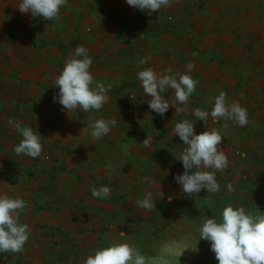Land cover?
I'll list each match as a JSON object with an SVG mask.
<instances>
[{
	"label": "crops",
	"instance_id": "1",
	"mask_svg": "<svg viewBox=\"0 0 264 264\" xmlns=\"http://www.w3.org/2000/svg\"><path fill=\"white\" fill-rule=\"evenodd\" d=\"M18 3L19 0H0V91L14 93L12 99L8 98L10 93L7 96L8 108V100L20 104L22 85L37 84L38 78H45L44 83L58 90L53 85L54 77L81 45L93 61L90 68L93 80L104 79L113 85V90L107 92L108 101L99 111L69 112L59 107V112L47 117L48 129L40 141L45 148L43 154L50 158L51 170L45 186H38L42 188L36 191L39 198L26 201L31 195L22 196L27 207L19 213L20 222L29 226V238L21 252H95L102 234L101 220L106 217L116 221L117 235L135 231L145 236L165 235L169 220L163 207L164 202L171 200L167 194L172 192L152 190L155 208L144 210L136 203L144 195H135L133 189H148L150 185L151 189H175L176 203L185 202L182 187L169 178L163 183L164 179L159 176L175 162L166 155L170 140L173 139L175 145L181 142L173 131L174 125L187 119L194 123L198 134L200 119L194 115L195 109L209 113L213 106L214 101H209V97L215 96L211 52L184 47L181 40L165 34L160 12L148 16L129 6L126 0H67L58 17L51 21L56 33L39 38L30 34L25 48L22 38L27 33H23L26 32L23 28L26 23L30 27L37 18L30 12L21 13ZM49 28L47 25L46 30ZM42 47L46 50L41 51ZM145 57L148 62L138 68V62ZM146 67L158 74L169 68L171 74H190L197 84L187 105L175 102L174 90L169 88L161 93L170 103L168 111L161 116L151 110L148 106L151 97L145 95L136 76L137 71ZM131 89L137 92L132 105L125 102ZM50 104L61 106L53 101ZM175 108L185 110L176 112ZM107 109H112L111 120L116 123L109 125V134L94 139L87 126L95 119H103L102 114ZM6 114H11V109L2 114L0 120L8 121ZM206 121L207 126L209 121ZM135 125H141L142 131L135 133ZM9 130L5 125L0 137V148L7 151L12 139ZM147 137L152 138L148 148L142 143ZM13 138L18 140L12 149L22 136L17 134ZM124 145H128L127 150ZM160 145L164 148L161 152ZM35 159L43 161L41 155ZM15 169L19 172L17 177L21 178L23 164L20 162ZM142 172L149 173L151 178L147 175L146 179H140ZM101 186L110 188L107 198L91 194L93 187ZM128 224L134 227H127ZM44 260L42 263L5 264H79L48 263L47 256Z\"/></svg>",
	"mask_w": 264,
	"mask_h": 264
},
{
	"label": "rangeland",
	"instance_id": "2",
	"mask_svg": "<svg viewBox=\"0 0 264 264\" xmlns=\"http://www.w3.org/2000/svg\"><path fill=\"white\" fill-rule=\"evenodd\" d=\"M159 12L164 18L161 24L164 25L165 34L172 35L176 41L181 40L183 46L191 51L211 52L215 96L224 91L229 103L238 101L247 109L249 123L245 126H239L231 120L213 123L211 108L208 125H205L207 121L199 120L197 126L200 127L197 129L202 132L215 127L224 136L220 147L225 150L229 164L223 172H216L220 191L212 193L202 189L196 196L183 192L185 202L177 204L175 189H151L172 192L167 194L172 198L164 202L163 207L165 212H168L166 216L169 220L165 235L145 236L138 235L136 231L125 236L117 235L116 221L106 217L101 220L102 234L98 237L101 244L99 243L97 250L119 240L134 245L151 264H218L215 253L211 251V242L200 239L198 228L204 218L215 217L219 220L223 208L228 204L244 207L252 214L264 212V0H171V6L162 8ZM36 18L37 20L30 23V27L26 23L23 28V31H26L23 33H27L23 34L22 38L25 48L28 47L26 40L30 34L39 38L56 33L51 21ZM46 24L50 26L48 31ZM43 47L41 51L46 50ZM44 79L38 78L37 84L22 85V91L19 93L20 104L8 100L9 108L5 102L9 93L8 98H13V91H0V116L11 109V114H6L8 121L0 120V137L6 125L12 138L8 151L0 148V191L12 197L31 195V199L26 201L39 198L36 191H41L39 189L45 186L51 164L48 162L49 156L48 159L43 158V161H40L23 154L19 157L13 151V143L18 140L13 137L19 134L14 121L20 122L22 126L32 127L40 139L46 133L49 125L47 117L52 112H59V107L62 106L52 107L50 102H54L53 97L59 89L54 90L52 85L44 83ZM95 81L108 80H93ZM131 91L133 97L127 95V101L125 99L130 105L137 98L134 94L137 92L133 89ZM102 116L106 121L111 120L112 109L105 110ZM133 130L139 133L142 127L135 125ZM170 141L166 155L175 162L172 163V168H166V173L161 171L159 178L164 179L163 183H166L168 178L174 181V177L184 171L182 161L178 160L179 153L184 148L183 141L177 145L173 144V139ZM41 144L43 145V142ZM158 149L161 152L163 145ZM44 152L43 146L41 157L46 155ZM20 162L23 169L19 181V172H15V167ZM147 175L150 177L149 173H139V178L146 179ZM228 184H232L235 191L228 192ZM133 190L135 195H144L149 188L135 187ZM129 226L134 227L135 222L134 226L128 224L127 227ZM88 255H94V251L4 252L0 253V264L42 263L46 256L48 263H79Z\"/></svg>",
	"mask_w": 264,
	"mask_h": 264
},
{
	"label": "clouds",
	"instance_id": "3",
	"mask_svg": "<svg viewBox=\"0 0 264 264\" xmlns=\"http://www.w3.org/2000/svg\"><path fill=\"white\" fill-rule=\"evenodd\" d=\"M126 2L129 6L146 12L148 16L171 6V0H126ZM66 4L67 0H19L18 8L21 13L30 12L33 17L53 21L58 17L62 6ZM147 62V57L141 59L138 68ZM92 63L88 50L82 45L77 46L73 55L66 59L63 70L54 77L53 85L59 89L53 97L54 102L59 103L69 112L80 109L87 113L90 110L99 111L103 107L109 99L107 95L109 88L102 83L92 86L93 75L90 71ZM189 67H194V64ZM171 73L172 69L169 68L164 73L158 74L151 67L143 68L136 73L145 95L151 97L148 101L149 108L161 116L170 107V103L161 93L170 88L174 90L175 102L187 105L197 84L188 73ZM209 101H214L210 113L213 123L221 120H231L239 126L249 123L247 109L238 101L229 103L224 91L209 97ZM175 109L176 112L185 110ZM194 115L205 122L209 113L197 108ZM115 123L114 119L108 121L95 119L87 128L91 129V137L99 140L109 134L111 130L109 125ZM15 129L22 139L13 151L17 155L38 158L43 146L37 132L30 126H22L20 122L15 123ZM173 131L184 144L178 157V160L182 161L184 171L174 177L176 183L189 196H196L202 189L218 193L220 185L216 179V172H223L229 164L225 150L220 147L224 137L220 130L213 127L197 134L194 123L185 119L176 123ZM151 139L147 137L142 142L144 147L151 146ZM127 148L128 145H124V149ZM226 188L228 192L235 191L232 184H228ZM91 194L94 197L107 198L110 195V188L93 187ZM136 203L144 210L155 208L151 185L149 190L145 191L144 198ZM26 207L27 203L24 199L0 191V253H19L23 250L29 238V226L20 222L19 213ZM198 231L200 239L211 242V251L215 253L218 264H264V212L252 214L244 207L228 204L223 208L219 220L215 217H205ZM79 264H149V261L134 245L117 240L111 242L108 247L95 250L94 255H88Z\"/></svg>",
	"mask_w": 264,
	"mask_h": 264
},
{
	"label": "built area",
	"instance_id": "4",
	"mask_svg": "<svg viewBox=\"0 0 264 264\" xmlns=\"http://www.w3.org/2000/svg\"><path fill=\"white\" fill-rule=\"evenodd\" d=\"M97 83H102L103 85H105L106 87H108L109 88V91L108 92H110V91H112L113 90V85L111 84V83H109V82H106V81H95V82H93V87L95 86V84H97ZM129 96L130 97H133V94H129ZM237 153H238V151H237ZM43 158L44 159H48V156L47 155H43Z\"/></svg>",
	"mask_w": 264,
	"mask_h": 264
}]
</instances>
